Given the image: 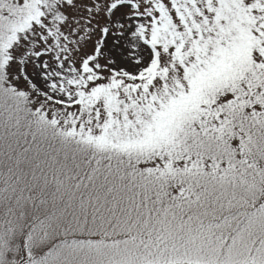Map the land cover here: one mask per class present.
<instances>
[{
	"label": "snow or ice",
	"instance_id": "snow-or-ice-1",
	"mask_svg": "<svg viewBox=\"0 0 264 264\" xmlns=\"http://www.w3.org/2000/svg\"><path fill=\"white\" fill-rule=\"evenodd\" d=\"M0 264H264V0H0Z\"/></svg>",
	"mask_w": 264,
	"mask_h": 264
}]
</instances>
